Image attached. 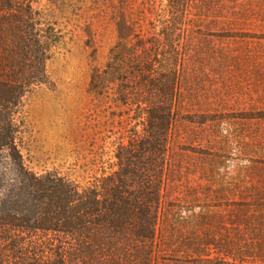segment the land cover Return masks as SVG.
Segmentation results:
<instances>
[{"label":"trees","instance_id":"obj_1","mask_svg":"<svg viewBox=\"0 0 264 264\" xmlns=\"http://www.w3.org/2000/svg\"><path fill=\"white\" fill-rule=\"evenodd\" d=\"M40 2L0 0V264H264V181L233 199L184 190L175 157L194 83L183 36L217 0H144L141 10L120 0L88 12L89 46L107 14L117 39L87 92L101 103L112 94L128 129L110 171L87 185L32 171L19 143L25 107L55 86L47 64L69 33L55 17L65 0Z\"/></svg>","mask_w":264,"mask_h":264},{"label":"rangeland","instance_id":"obj_2","mask_svg":"<svg viewBox=\"0 0 264 264\" xmlns=\"http://www.w3.org/2000/svg\"><path fill=\"white\" fill-rule=\"evenodd\" d=\"M119 1L65 0L64 13L57 11L56 20L69 33L47 64L55 86L29 99L19 135L32 171L55 172L87 185L116 160L128 122L112 94L101 103L87 92L92 69L105 64L116 42V25L110 14L102 17L95 24L94 47L82 28L88 12ZM143 1L126 0L125 5L141 10ZM217 3L212 16L189 18L199 28L183 36L195 61L194 83L187 94L188 116L177 129L182 139L175 157L184 169V190L199 184L233 199L264 181V0ZM39 7L47 8V0ZM189 119L209 122L195 125Z\"/></svg>","mask_w":264,"mask_h":264},{"label":"clouds","instance_id":"obj_3","mask_svg":"<svg viewBox=\"0 0 264 264\" xmlns=\"http://www.w3.org/2000/svg\"><path fill=\"white\" fill-rule=\"evenodd\" d=\"M245 163H247V162H245Z\"/></svg>","mask_w":264,"mask_h":264}]
</instances>
